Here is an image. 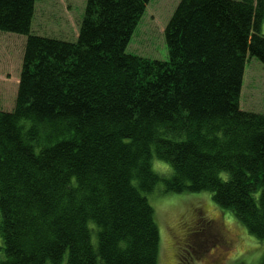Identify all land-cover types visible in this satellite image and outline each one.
Segmentation results:
<instances>
[{
  "label": "trees",
  "instance_id": "trees-1",
  "mask_svg": "<svg viewBox=\"0 0 264 264\" xmlns=\"http://www.w3.org/2000/svg\"><path fill=\"white\" fill-rule=\"evenodd\" d=\"M150 1L87 0L68 42L31 34L37 0H0V32L27 37L0 110V264H159L157 191L210 193L264 241V114L240 107L264 0H180L165 62L127 53Z\"/></svg>",
  "mask_w": 264,
  "mask_h": 264
},
{
  "label": "rangeland",
  "instance_id": "rangeland-1",
  "mask_svg": "<svg viewBox=\"0 0 264 264\" xmlns=\"http://www.w3.org/2000/svg\"><path fill=\"white\" fill-rule=\"evenodd\" d=\"M179 3L151 0L127 53L167 61L165 29ZM86 4L87 0H37L31 34L76 42ZM26 41V36L0 32L1 111L14 109ZM240 107L264 114V65L255 57L247 58ZM153 168L158 173L170 171L157 160ZM149 200L160 230L159 264H261L264 241L251 236L233 216L217 207L210 193L164 195L157 191ZM213 221L215 227H210L207 222Z\"/></svg>",
  "mask_w": 264,
  "mask_h": 264
},
{
  "label": "flooded vegetation",
  "instance_id": "flooded-vegetation-1",
  "mask_svg": "<svg viewBox=\"0 0 264 264\" xmlns=\"http://www.w3.org/2000/svg\"><path fill=\"white\" fill-rule=\"evenodd\" d=\"M207 224H209L210 227H215V222H207ZM206 225V224H205ZM201 228L203 227L202 225H199ZM207 226V225H206ZM218 232V231H217ZM218 233H221V232H218ZM191 237V235L189 236ZM189 237H188V240H189Z\"/></svg>",
  "mask_w": 264,
  "mask_h": 264
}]
</instances>
